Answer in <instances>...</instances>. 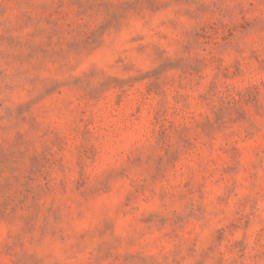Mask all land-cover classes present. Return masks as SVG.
Wrapping results in <instances>:
<instances>
[{
  "label": "rangeland",
  "instance_id": "rangeland-1",
  "mask_svg": "<svg viewBox=\"0 0 264 264\" xmlns=\"http://www.w3.org/2000/svg\"><path fill=\"white\" fill-rule=\"evenodd\" d=\"M0 264H264V0H0Z\"/></svg>",
  "mask_w": 264,
  "mask_h": 264
}]
</instances>
